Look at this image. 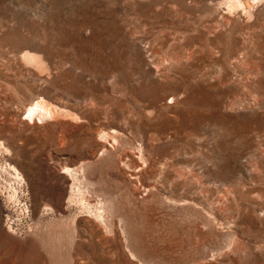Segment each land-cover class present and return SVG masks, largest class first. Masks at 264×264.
<instances>
[{
  "label": "rangeland",
  "instance_id": "obj_1",
  "mask_svg": "<svg viewBox=\"0 0 264 264\" xmlns=\"http://www.w3.org/2000/svg\"><path fill=\"white\" fill-rule=\"evenodd\" d=\"M0 142V264H264V0H0Z\"/></svg>",
  "mask_w": 264,
  "mask_h": 264
},
{
  "label": "bare ground",
  "instance_id": "obj_2",
  "mask_svg": "<svg viewBox=\"0 0 264 264\" xmlns=\"http://www.w3.org/2000/svg\"><path fill=\"white\" fill-rule=\"evenodd\" d=\"M259 2V0H229V4L230 7H237L240 6L244 9L245 12L251 13L254 8H255V3ZM238 10V9H237ZM24 59L30 62H34L36 61V59H39V57H36V55L34 54H30V53H25L24 55ZM34 65V64H33ZM41 98V97H40ZM32 105V104H31ZM56 110L54 107L47 105L45 102H36L35 104H33L29 109L27 108V115L28 118L33 121L34 119H38L39 121L46 120L48 118L53 117L56 113ZM60 113L57 112V115H59ZM75 116V115H74ZM35 121V120H34ZM115 139L117 140V136H115ZM3 142V141H2ZM0 142V146L1 148H3L6 152H8L9 150L3 145V143ZM0 148V149H1ZM141 149V148H140ZM141 154H142V150ZM115 161V160H114ZM113 161V159L107 164L108 167H113L116 168V164ZM133 162V161H132ZM130 165H132V163L130 162ZM92 167V166H91ZM136 167V166H135ZM14 169V168H13ZM16 170V168H15ZM177 170V169H176ZM79 172H76V170L71 169V168H65L64 169V173H68L71 177H72V187H71V192H70V198H69V202H77L76 199L79 198V196L82 197L83 196H87V191L85 189V185L83 184L84 179L86 178L85 176V171H86V167H81L79 170ZM137 172V171H136ZM125 180V179H124ZM106 185V184H105ZM125 194L122 195V198L124 199V203L121 204L120 201L122 200L121 198H119V195H115L109 198H97L96 200V204L92 205V204H88L85 205L84 203H80V206L82 207V209L87 210V212H89L94 218L95 220L100 224V225H105V226H112L113 222H114V217L116 218V215H118V213L123 210L122 212L124 214H126V216L124 217V215L120 214L118 215V217L121 218V220H128L127 218L128 215H132V210L133 208H135V206H137V201L135 200L134 197V192L131 190V188H129V184L127 182V180H125ZM118 191V190H117ZM119 193V192H118ZM113 195V194H112ZM157 197V196H156ZM160 197V196H159ZM158 197V198H159ZM121 199V200H120ZM77 203V204H78ZM141 203H139L140 205ZM138 205V206H139ZM137 206V207H138ZM141 206V205H140ZM28 209V208H27ZM137 209V208H136ZM139 209V208H138ZM121 212V213H122ZM140 213V212H139ZM137 215V214H136ZM134 216V215H133ZM132 216V217H133ZM203 217V216H202ZM162 223V222H161ZM128 226V225H126ZM130 226V225H129ZM104 228V226H102ZM134 227V226H133ZM127 228V227H126ZM132 229V228H131ZM126 230V229H125ZM130 231V230H129ZM128 231V232H129ZM213 231H215V228L213 229ZM218 231V230H217ZM31 232V231H30ZM125 232V231H124ZM132 232V231H130ZM139 234V233H138ZM131 235V234H130ZM213 235L214 232H213ZM158 236V235H157ZM158 238V237H157ZM132 242V241H131ZM137 242V241H136ZM134 243V242H133ZM137 244V243H136ZM131 245V244H130ZM138 246V245H137ZM136 248V247H134ZM138 248V247H137ZM137 248L136 249H132V255L136 256L137 254ZM142 249V248H141ZM150 251V250H149ZM145 252V249H144Z\"/></svg>",
  "mask_w": 264,
  "mask_h": 264
},
{
  "label": "built area",
  "instance_id": "obj_3",
  "mask_svg": "<svg viewBox=\"0 0 264 264\" xmlns=\"http://www.w3.org/2000/svg\"><path fill=\"white\" fill-rule=\"evenodd\" d=\"M26 226V227H25ZM23 229H19L20 234H26L27 232H30V227H28L27 225H25ZM9 228L13 229L12 223L11 225H9ZM16 231L18 230V228L15 229Z\"/></svg>",
  "mask_w": 264,
  "mask_h": 264
}]
</instances>
